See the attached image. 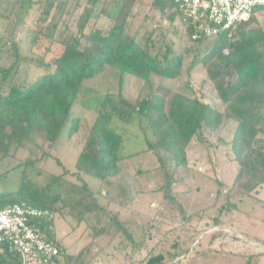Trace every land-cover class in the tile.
I'll list each match as a JSON object with an SVG mask.
<instances>
[{
    "label": "trees",
    "instance_id": "1",
    "mask_svg": "<svg viewBox=\"0 0 264 264\" xmlns=\"http://www.w3.org/2000/svg\"><path fill=\"white\" fill-rule=\"evenodd\" d=\"M32 3L19 4L15 22L23 23ZM36 3L34 22L10 41L11 60L0 66V165L9 166L0 172V180L8 172L17 175L15 189L0 190V209L25 203L54 213L72 211L79 221L90 215L99 220L107 214L115 230L132 243L130 252L144 254L142 264H164V255L153 252L155 229L137 225L138 234L129 232L130 223L119 221L109 204L126 206L134 197H144L145 192L137 189V176L153 172L163 202L189 223L157 237L183 230L186 238L171 242L172 256L186 252L187 242L196 237L189 234L193 224L174 188L190 177L188 151L204 134L216 136L237 165L230 184L215 179L216 197L222 195L224 200L218 210L245 196L264 205V50L260 47L264 29L259 21L264 8H255L247 21L237 23L234 37L226 31L192 39L180 25L172 0H150L140 17L141 0H84L80 10V0ZM54 7L60 10L58 16L52 15ZM4 45L0 36V54ZM198 66L204 69L211 91L204 90V83L196 90L189 86L188 92L165 84L189 78ZM81 108L93 114L85 135ZM227 124L232 132L224 139L220 131ZM63 128L79 148L78 169L96 181L97 189L67 180L66 169L47 174L43 185L35 181L42 173L37 162L50 157L45 145L53 143ZM147 156L152 161L143 168L139 161ZM132 165L136 176L131 174ZM220 216L221 212L212 220L200 218L192 230L210 231L204 249L224 233ZM91 228V236L99 233L97 226ZM43 229L63 252L64 246L54 238V219L44 222ZM1 246L0 264H13L15 254ZM90 247L86 244L78 254Z\"/></svg>",
    "mask_w": 264,
    "mask_h": 264
},
{
    "label": "rangeland",
    "instance_id": "2",
    "mask_svg": "<svg viewBox=\"0 0 264 264\" xmlns=\"http://www.w3.org/2000/svg\"><path fill=\"white\" fill-rule=\"evenodd\" d=\"M23 0H0V36L6 45L3 47V53L0 54V66H6L11 60L8 56L10 52V41L19 38L20 30L23 26L29 27L38 13L37 1L30 0L32 6L28 8L23 18V23L15 22L17 18L18 6ZM25 1V0H24ZM15 2L14 8L10 6ZM74 2V0H72ZM150 0H141L138 7V17L142 16L149 9ZM84 5V0H80L78 10ZM137 7V6H136ZM58 7L52 9V15L58 16ZM259 21L264 29V14H261ZM209 42V41H208ZM264 50V42L260 44ZM207 80L206 73L203 68L197 67L193 70L190 77H183L178 82H165L171 86L173 90L188 92L191 87L196 90L200 84L204 83V90L211 91L210 83ZM190 86V87H189ZM125 89H130L128 86ZM214 96L213 93L210 94ZM215 97V96H214ZM82 111L83 123L82 133L86 134L87 128L92 120L93 114ZM9 128V127H7ZM232 126L225 125L220 131V136L228 139L232 132ZM45 151L49 152V158H42L37 162V166H41L42 173L35 176L34 172H29L38 185H43L47 179V174H60L65 169V178L72 183L81 184L86 182L91 189H97L96 181L88 174L78 169L77 155L79 148H75L72 141L67 137V130L63 128L57 135L53 143L46 144ZM148 154L151 157L150 153ZM22 157L21 153L18 155ZM147 158L141 159L139 162L143 168H149L152 160ZM190 177L183 184L175 186V194L179 199V203L190 216L189 222L193 225L189 234H193L196 238H191L187 242L188 250L183 254L173 257L175 250L171 246L174 239L181 240L186 238L183 230H179L167 238L159 239L163 233L171 228L180 227L189 224L187 221L181 220L177 210H171L166 202H163L161 192L155 190L154 178L147 171L146 174L137 176V189L144 191V197H134L133 201L126 206H118L112 202L109 209L117 213V218L124 224L130 225L127 228L129 232L138 234L137 225H149L155 229L156 234L154 241V253H162L164 255V264H257L259 258H264V205L262 202H254L249 196L240 198L238 202L230 203L222 210H218L224 202L222 195H217L218 185L215 179L225 184H230L235 172L236 163L225 154V150L219 145L216 136L204 134L202 141L195 139L193 146L188 151ZM154 160V157H152ZM16 160L14 163H16ZM0 172L5 171L9 166L1 163ZM133 166V165H132ZM131 174H135V167H131ZM78 174V176H77ZM15 171L8 172L5 180H0V190L15 189L17 187ZM136 176V174H135ZM117 182V181H116ZM177 187V188H176ZM134 195V192H133ZM101 203L105 204L106 200L103 196L100 198ZM163 212L159 214L158 211ZM61 214L59 212L54 215V228L57 235V241L64 246L63 264H142L143 255L132 253V243L128 241L122 231L115 230L114 223L110 222L109 215H103L97 220L95 215H90L86 220H78L76 215L71 211ZM158 212V213H157ZM221 212V218L230 222L227 225L238 229L248 235V238L254 240L256 245L253 247L245 242L241 237H234L231 232L223 231L221 239L226 233L229 236L222 240L219 244L218 240L211 241L210 249H204L208 245V235L210 231L200 233L192 231L196 227L198 219L212 220ZM109 213H111L109 211ZM113 214V213H111ZM129 222V223H127ZM135 223V224H134ZM195 224V225H194ZM97 226L98 234L91 236V226ZM231 228V227H230ZM153 229V230H154ZM197 235V236H196ZM158 236V237H157ZM251 240V241H252ZM238 241V242H236ZM241 242V247L239 243ZM86 244H91L88 251L83 254L78 253L83 250ZM250 247V248H247ZM253 247V248H252ZM256 248H260L256 250ZM204 249V250H203ZM203 250V251H202ZM242 254H238V253ZM258 253V254H256ZM65 256L70 259H65ZM234 258V259H233ZM67 260V261H66Z\"/></svg>",
    "mask_w": 264,
    "mask_h": 264
},
{
    "label": "built area",
    "instance_id": "3",
    "mask_svg": "<svg viewBox=\"0 0 264 264\" xmlns=\"http://www.w3.org/2000/svg\"><path fill=\"white\" fill-rule=\"evenodd\" d=\"M179 11L180 25L192 39L213 38L247 21L264 0H172ZM227 53V49L223 50ZM49 209L15 203L0 209V253L6 246L15 254L13 264H63V252L48 239L44 222L54 219ZM241 247V246H240ZM260 248H256L258 250Z\"/></svg>",
    "mask_w": 264,
    "mask_h": 264
},
{
    "label": "crops",
    "instance_id": "4",
    "mask_svg": "<svg viewBox=\"0 0 264 264\" xmlns=\"http://www.w3.org/2000/svg\"><path fill=\"white\" fill-rule=\"evenodd\" d=\"M230 221L229 220H227V219H225V220H223V224H227V223H229ZM231 227V228H230ZM220 228L221 229H223L224 231H227V232H231L232 234H233V236L234 237H241V238H243V240H245V242H248L249 244H251V246H255L256 245V243H254L253 241L254 240H252V239H250V238H248V235L247 234H245V233H243V232H241L240 230H238V229H234L232 226H227V225H220ZM54 231H55V228H54ZM230 235V233H226L225 235H224V237L222 238V240H224L225 241V239L227 238V236H229ZM54 238L57 240V235H56V232H55V236H54ZM221 238L220 237H217L216 238V240H220ZM252 240V241H251ZM236 242H238V241H236ZM239 246H242L241 245V242L239 243ZM252 247V248H253ZM247 248H250V247H247ZM264 257V256H263ZM234 259V258H233ZM260 260H258V262H257V264H264V258H259ZM213 264H219V262L218 263H213ZM220 264H222V263H220Z\"/></svg>",
    "mask_w": 264,
    "mask_h": 264
}]
</instances>
